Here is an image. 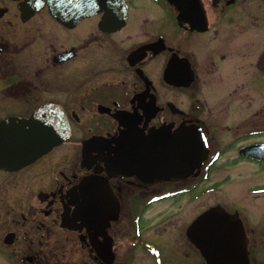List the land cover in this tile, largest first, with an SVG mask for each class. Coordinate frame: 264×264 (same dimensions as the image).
<instances>
[{
	"label": "flooded vegetation",
	"instance_id": "af4514ba",
	"mask_svg": "<svg viewBox=\"0 0 264 264\" xmlns=\"http://www.w3.org/2000/svg\"><path fill=\"white\" fill-rule=\"evenodd\" d=\"M201 5L183 14L166 0H0V139L21 138L35 116L53 132L59 111L70 132L30 164L0 167V255L11 264H122L139 247L163 264L144 237L150 207L199 199L214 172L238 164L264 172V159L242 152L264 145V130H250L264 124V0ZM193 127L210 149L195 177L150 182L116 155L123 140ZM252 184L245 196H264ZM227 200L191 223L224 208L244 229L250 264H264V209Z\"/></svg>",
	"mask_w": 264,
	"mask_h": 264
},
{
	"label": "water",
	"instance_id": "95a60500",
	"mask_svg": "<svg viewBox=\"0 0 264 264\" xmlns=\"http://www.w3.org/2000/svg\"><path fill=\"white\" fill-rule=\"evenodd\" d=\"M168 1L183 14L201 12L200 0ZM39 122V116L25 121L21 128V139H0V167L28 164L63 142L69 135V128L61 111L58 122L53 125V132L46 131V127L40 126ZM4 127L5 123H0V130ZM119 145L122 147L115 149L117 157L129 162L134 167V174L149 180L187 178L200 168L208 155L202 134L189 128L174 134L159 130L148 140L126 139ZM245 152L264 158V149L259 147ZM109 162L112 168L117 169L114 157ZM89 186L84 187L89 189ZM187 236L200 249L207 264H249L244 232L232 216L221 208H212L197 218L188 228Z\"/></svg>",
	"mask_w": 264,
	"mask_h": 264
},
{
	"label": "rangeland",
	"instance_id": "374dc122",
	"mask_svg": "<svg viewBox=\"0 0 264 264\" xmlns=\"http://www.w3.org/2000/svg\"><path fill=\"white\" fill-rule=\"evenodd\" d=\"M208 84L211 86V82ZM250 98L252 102L263 101L262 97L252 92L250 93ZM261 117L264 118V116ZM259 128L264 130V124L250 126L251 131L259 130ZM243 130L248 131L249 128L245 127ZM254 139L251 138V140ZM70 150L73 153L72 149ZM234 155V152L229 153L226 158L232 159ZM255 169L251 165L238 164L227 172H214L210 182L202 185L203 193L199 199L194 198V193L186 194L180 197L179 201L156 204L147 210L144 215V220L147 222L144 237L160 247L163 264H200L194 247L185 236L186 228L184 227H187L191 223L201 209L220 200L227 203L230 194L236 196L237 201L247 203L254 211L256 210L255 206H261L264 209V196L247 198L244 193L247 185H254L252 184L253 182L264 183V172L256 171ZM225 178H228V180H224ZM214 182L218 183L217 185H220V187L216 191H211V188L216 185ZM186 183L187 181L183 184ZM181 186L184 185L172 184L169 186V189L172 190ZM159 187L162 188L163 186L160 185ZM230 203L232 204L233 202L231 201ZM263 215L264 212L262 217ZM253 225L256 228L257 223ZM144 226L142 223V227ZM128 261L124 257L122 264H155L153 256L148 252H144L140 247L135 258L132 261ZM262 263H264V259ZM0 264L11 263L1 254Z\"/></svg>",
	"mask_w": 264,
	"mask_h": 264
}]
</instances>
